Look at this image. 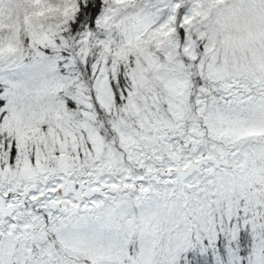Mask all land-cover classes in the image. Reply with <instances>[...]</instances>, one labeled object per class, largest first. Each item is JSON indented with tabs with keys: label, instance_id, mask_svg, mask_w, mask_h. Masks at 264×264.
Segmentation results:
<instances>
[{
	"label": "snow or ice",
	"instance_id": "snow-or-ice-1",
	"mask_svg": "<svg viewBox=\"0 0 264 264\" xmlns=\"http://www.w3.org/2000/svg\"><path fill=\"white\" fill-rule=\"evenodd\" d=\"M0 264H264V0H0Z\"/></svg>",
	"mask_w": 264,
	"mask_h": 264
}]
</instances>
